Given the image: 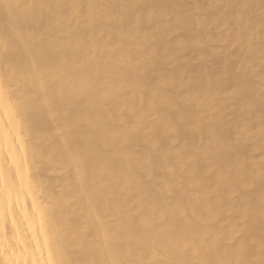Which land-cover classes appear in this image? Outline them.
Segmentation results:
<instances>
[{"label":"bare ground","instance_id":"obj_1","mask_svg":"<svg viewBox=\"0 0 264 264\" xmlns=\"http://www.w3.org/2000/svg\"><path fill=\"white\" fill-rule=\"evenodd\" d=\"M0 39V264H264V0H0Z\"/></svg>","mask_w":264,"mask_h":264},{"label":"snow or ice","instance_id":"obj_2","mask_svg":"<svg viewBox=\"0 0 264 264\" xmlns=\"http://www.w3.org/2000/svg\"><path fill=\"white\" fill-rule=\"evenodd\" d=\"M5 6L10 7V5H5ZM8 46H9V41L7 39H0V48H4L6 50ZM2 90H3V84L0 83V92H2Z\"/></svg>","mask_w":264,"mask_h":264}]
</instances>
